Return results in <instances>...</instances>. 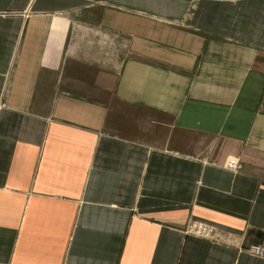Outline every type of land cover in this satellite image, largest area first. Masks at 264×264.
I'll return each mask as SVG.
<instances>
[{"label": "crops", "instance_id": "1", "mask_svg": "<svg viewBox=\"0 0 264 264\" xmlns=\"http://www.w3.org/2000/svg\"><path fill=\"white\" fill-rule=\"evenodd\" d=\"M252 245L264 0H0V264H264Z\"/></svg>", "mask_w": 264, "mask_h": 264}, {"label": "built area", "instance_id": "2", "mask_svg": "<svg viewBox=\"0 0 264 264\" xmlns=\"http://www.w3.org/2000/svg\"><path fill=\"white\" fill-rule=\"evenodd\" d=\"M186 233L206 238H213L216 234L213 227L199 222L189 223ZM246 251L255 257H264V247L262 246L252 245Z\"/></svg>", "mask_w": 264, "mask_h": 264}]
</instances>
